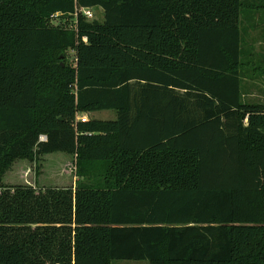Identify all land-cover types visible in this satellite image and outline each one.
I'll use <instances>...</instances> for the list:
<instances>
[{"label": "trees", "instance_id": "16d2710c", "mask_svg": "<svg viewBox=\"0 0 264 264\" xmlns=\"http://www.w3.org/2000/svg\"><path fill=\"white\" fill-rule=\"evenodd\" d=\"M247 6L0 0V264H264V102L242 99ZM98 110L116 116L76 118ZM55 152L84 180L2 184L16 160Z\"/></svg>", "mask_w": 264, "mask_h": 264}, {"label": "rangeland", "instance_id": "374dc122", "mask_svg": "<svg viewBox=\"0 0 264 264\" xmlns=\"http://www.w3.org/2000/svg\"><path fill=\"white\" fill-rule=\"evenodd\" d=\"M248 4L241 14V45H242V99L248 102H264V38L259 30L251 24V8L258 2L245 0ZM264 4V3H263ZM100 8L94 9V18L102 20ZM59 19L51 20V25H57ZM261 41V42H260ZM61 64L71 65L74 53L71 50L60 56ZM113 110H98L76 113L77 119L112 120ZM76 157L72 154L55 152L38 156L33 161L16 160L12 167L2 177L5 186L29 185L35 189L48 187H74L84 178L77 175ZM112 264H148L147 261L114 260Z\"/></svg>", "mask_w": 264, "mask_h": 264}, {"label": "crops", "instance_id": "0c3cea01", "mask_svg": "<svg viewBox=\"0 0 264 264\" xmlns=\"http://www.w3.org/2000/svg\"><path fill=\"white\" fill-rule=\"evenodd\" d=\"M256 1L258 3L251 8V24L254 29L262 33V38H264V0Z\"/></svg>", "mask_w": 264, "mask_h": 264}, {"label": "built area", "instance_id": "2783aa9c", "mask_svg": "<svg viewBox=\"0 0 264 264\" xmlns=\"http://www.w3.org/2000/svg\"><path fill=\"white\" fill-rule=\"evenodd\" d=\"M81 12L86 19H89V20L94 19V8H83L81 9ZM83 40H85V38ZM78 120L84 121L85 119L81 118ZM44 139H45L44 136L40 137V140H44Z\"/></svg>", "mask_w": 264, "mask_h": 264}]
</instances>
